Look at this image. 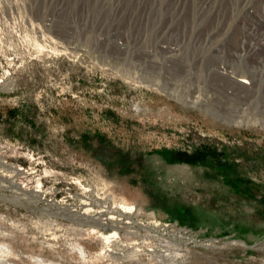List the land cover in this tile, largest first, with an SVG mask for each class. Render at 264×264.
<instances>
[{
  "label": "rangeland",
  "instance_id": "374dc122",
  "mask_svg": "<svg viewBox=\"0 0 264 264\" xmlns=\"http://www.w3.org/2000/svg\"><path fill=\"white\" fill-rule=\"evenodd\" d=\"M251 33L264 0H0V264H264L217 69Z\"/></svg>",
  "mask_w": 264,
  "mask_h": 264
},
{
  "label": "built area",
  "instance_id": "2783aa9c",
  "mask_svg": "<svg viewBox=\"0 0 264 264\" xmlns=\"http://www.w3.org/2000/svg\"><path fill=\"white\" fill-rule=\"evenodd\" d=\"M253 34L261 33H251L247 41L241 37L235 39L231 59L219 61L217 69H220V74L230 79L233 86V121L246 122V125L253 127L264 137V34ZM240 103L245 105L246 117L239 113ZM182 230L184 229L178 231Z\"/></svg>",
  "mask_w": 264,
  "mask_h": 264
},
{
  "label": "bare ground",
  "instance_id": "6f19581e",
  "mask_svg": "<svg viewBox=\"0 0 264 264\" xmlns=\"http://www.w3.org/2000/svg\"><path fill=\"white\" fill-rule=\"evenodd\" d=\"M185 230H187L189 233H192V235H194V236H196L197 238H198V235L197 234H195L193 231H191V230H189V229H185ZM206 239H208V238H206ZM199 240H204V239H201V237H200V239ZM220 243H221V241H220ZM240 245H242V246H246L243 242H238ZM247 247V246H246Z\"/></svg>",
  "mask_w": 264,
  "mask_h": 264
},
{
  "label": "trees",
  "instance_id": "16d2710c",
  "mask_svg": "<svg viewBox=\"0 0 264 264\" xmlns=\"http://www.w3.org/2000/svg\"><path fill=\"white\" fill-rule=\"evenodd\" d=\"M200 151H202V150H197V152L194 153V156H192V157H193V158H192L193 161L196 160V157H197V155H199L198 153H200ZM203 152H204V151H203ZM206 156H208V155H206ZM230 165H232V164H230ZM262 201L264 202V198L262 199Z\"/></svg>",
  "mask_w": 264,
  "mask_h": 264
}]
</instances>
